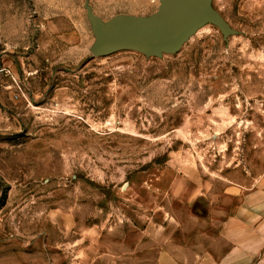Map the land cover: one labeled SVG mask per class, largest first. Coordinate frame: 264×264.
Listing matches in <instances>:
<instances>
[{"label": "rangeland", "instance_id": "1", "mask_svg": "<svg viewBox=\"0 0 264 264\" xmlns=\"http://www.w3.org/2000/svg\"><path fill=\"white\" fill-rule=\"evenodd\" d=\"M86 1L0 0V264H156L264 173V0H213L239 32L208 23L162 58L91 57Z\"/></svg>", "mask_w": 264, "mask_h": 264}, {"label": "crops", "instance_id": "2", "mask_svg": "<svg viewBox=\"0 0 264 264\" xmlns=\"http://www.w3.org/2000/svg\"><path fill=\"white\" fill-rule=\"evenodd\" d=\"M238 188L228 211L196 218L173 238L170 253L157 245L156 264H264V173L254 185ZM207 205L198 203L202 210ZM106 256L123 255L107 252Z\"/></svg>", "mask_w": 264, "mask_h": 264}, {"label": "water", "instance_id": "3", "mask_svg": "<svg viewBox=\"0 0 264 264\" xmlns=\"http://www.w3.org/2000/svg\"><path fill=\"white\" fill-rule=\"evenodd\" d=\"M85 7L95 35L91 57L121 50H134L148 58L176 54L208 23L219 27L226 41L239 32L214 8L213 0H160L150 15L119 14L108 20L94 12L89 0Z\"/></svg>", "mask_w": 264, "mask_h": 264}, {"label": "built area", "instance_id": "4", "mask_svg": "<svg viewBox=\"0 0 264 264\" xmlns=\"http://www.w3.org/2000/svg\"><path fill=\"white\" fill-rule=\"evenodd\" d=\"M3 44V40L0 37V48L1 46H3ZM2 54L3 52L0 50V82L3 77L13 74L10 67L4 62ZM13 78L16 80V77L14 75Z\"/></svg>", "mask_w": 264, "mask_h": 264}]
</instances>
